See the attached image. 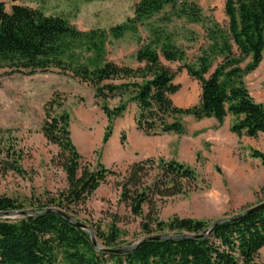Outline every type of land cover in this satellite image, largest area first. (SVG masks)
<instances>
[{
  "label": "trees",
  "instance_id": "1",
  "mask_svg": "<svg viewBox=\"0 0 264 264\" xmlns=\"http://www.w3.org/2000/svg\"><path fill=\"white\" fill-rule=\"evenodd\" d=\"M7 2L15 0H0V66L12 74L31 76L49 70L69 74L92 88L96 105L108 122L120 118L132 103L136 107L135 127L146 136L181 135L183 116L197 121L214 119L218 125L231 116L230 132L236 137L256 139L264 134V106L254 102L244 84L245 76L264 59V0H223L225 27L209 21L207 47L191 63L185 62L184 51L170 35L150 27L149 41L135 54L136 68L107 60L104 45L108 35L118 40L166 7L172 17L190 23L206 21L197 4L190 0H140L132 20L105 32L80 31L62 16L46 15L26 6L11 5L6 11ZM171 64H179L176 71L168 66ZM182 70L200 87L198 104L189 108H179L171 99L180 90L174 79ZM109 101H117V105L110 108ZM63 104L57 92L44 104L41 133L47 143L58 148L56 164L66 176L67 188L30 212L57 209L75 220L74 210L114 173L102 164L94 169L84 164L72 141L70 116ZM109 137L107 126L103 142ZM251 157L264 167L263 153L253 150ZM154 162L148 159L132 164L119 184L121 201L134 216L142 214L144 205L151 210L157 200L183 194L184 182L196 180L192 168L159 160L161 174L145 186L143 179ZM5 168L22 172L15 163ZM22 209L13 199L0 197V213ZM213 225L180 218L163 224L148 214L141 231L146 237L155 231L169 232L155 236L196 237L205 235ZM94 237L100 249H120L114 227L108 233L96 229ZM263 247L264 209L220 224L205 239L146 242L124 255L99 251L87 232L55 213L14 221L0 219V264H258Z\"/></svg>",
  "mask_w": 264,
  "mask_h": 264
},
{
  "label": "rangeland",
  "instance_id": "2",
  "mask_svg": "<svg viewBox=\"0 0 264 264\" xmlns=\"http://www.w3.org/2000/svg\"><path fill=\"white\" fill-rule=\"evenodd\" d=\"M139 1L15 0L7 2L5 9L9 11L11 5L26 6L46 15L62 16L80 31L108 32L132 20ZM190 1L197 4L206 21L190 23L184 18L172 17L170 8L166 7L118 40L108 35L104 45L107 60L136 68L135 54L149 41V30L153 27L163 29L171 36L175 45L184 51L186 63L194 62L207 47L205 31L209 21L214 20L221 27H225L227 21L223 0ZM261 63L264 66V59ZM168 66L176 71L179 64ZM174 83L180 85V90L171 96L175 106L189 108L198 104L200 87L184 70L176 74ZM244 84L246 87L245 81ZM249 91L254 102L263 99L256 87L250 85ZM55 92L62 96L64 110L70 116L74 145L78 139L82 149L95 148L91 155L82 157L84 164H89L91 169L102 164L114 173L74 210L75 220L86 225L93 234L96 229L108 233L114 227L118 234L117 248H127L146 237L141 231V223L148 214L163 224L180 218L212 225L264 203V167L247 164L248 161L252 163L251 151L264 154V138H238L230 132V127L226 128L227 121L218 125L210 119L197 121L191 116L181 118L184 126L181 135L146 136L135 127L136 107L132 103L120 118L108 122L96 105L92 88L69 74L49 70L26 76L12 74L11 70L0 66V197L21 204V211H31L67 188L66 176L56 164L58 148L47 143L41 133L43 106ZM108 105L113 108L117 101H109ZM107 126L110 137L104 143ZM148 159L155 162L143 179L145 186H150L161 174L157 166L159 160L192 168L196 180L184 182L183 194L162 201L155 198L157 201L151 210L144 205L142 214L134 216L128 205L121 201L119 184L132 164ZM240 162H245L248 170H242ZM11 163L22 172L6 169ZM164 234L169 232L155 231L152 236ZM257 263L264 264V247Z\"/></svg>",
  "mask_w": 264,
  "mask_h": 264
},
{
  "label": "water",
  "instance_id": "3",
  "mask_svg": "<svg viewBox=\"0 0 264 264\" xmlns=\"http://www.w3.org/2000/svg\"><path fill=\"white\" fill-rule=\"evenodd\" d=\"M264 209V203H261L255 207L250 208L249 210L245 211L244 213L238 215L235 218H225V219H220L218 221H216L214 223V225L212 226V228L205 234V235H201V236H190V235H183V236H178V237H171V236H151V237H145L143 239H141L140 241H138L137 243H135L134 245L127 247V248H123V249H115V250H106V249H100L98 247V244L95 240L94 234L92 233V231L84 224L74 220L72 217H70L69 215L57 210V209H49L46 210L42 213H32L30 211H11V212H7V213H0V219L1 220H6L7 218H14V219H22V218H26V217H37L40 216L42 214L45 213H55L58 214L59 216H61L63 219H65L67 222H69L70 224L77 226L78 228L84 230L85 232H87L90 235V240L93 244V246L98 249L99 251L106 253V254H116V255H124V254H128L132 251H134L139 245L146 243V242H153V241H173V240H187V239H205L207 238L213 231L214 229L219 226L220 224H223L224 222L227 221H231V220H236V219H240L243 218L245 216H248L254 212L260 211Z\"/></svg>",
  "mask_w": 264,
  "mask_h": 264
},
{
  "label": "crops",
  "instance_id": "4",
  "mask_svg": "<svg viewBox=\"0 0 264 264\" xmlns=\"http://www.w3.org/2000/svg\"><path fill=\"white\" fill-rule=\"evenodd\" d=\"M244 81L246 83V87H247L249 93H250V91H249L250 85H252L253 87H256V89H259L261 91V95H262L263 99L255 101V102L262 104L264 106V66H263V64L261 63L253 73H251L250 75H248L244 79ZM210 121L216 122L214 119H210ZM225 121H227L226 128L228 129L230 127L232 121H233V117L227 116L225 118L224 122ZM260 137L264 138V134H259V136L257 138H260ZM86 138H87V135H86ZM77 141H78V143H75L76 144L75 146H76L79 154L82 157L89 156V154L91 155L94 152V150H95L94 147L89 146V147H85L86 149H82L83 146L80 143V140L77 139ZM109 152H110V149H109V144H108V153ZM250 160L252 163H250V161H248L247 164H254V166H260V164H261L258 159L251 158ZM247 164L245 162H242V163L240 162V167L242 168V170H244V171L248 170Z\"/></svg>",
  "mask_w": 264,
  "mask_h": 264
}]
</instances>
